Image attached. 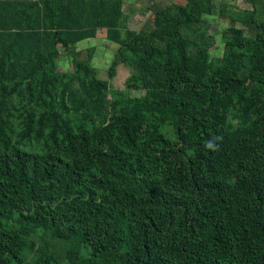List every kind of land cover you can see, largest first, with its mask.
<instances>
[{
  "label": "trees",
  "instance_id": "1",
  "mask_svg": "<svg viewBox=\"0 0 264 264\" xmlns=\"http://www.w3.org/2000/svg\"><path fill=\"white\" fill-rule=\"evenodd\" d=\"M230 1L218 13L232 33L212 60L203 34H185L201 22L190 12H208L211 0H187L180 17L151 0L138 30L123 0H0V76L14 81L0 87V264H264V0H241L248 6L237 11ZM236 21L255 43L245 61ZM99 28L118 45L146 47L129 61L148 91L140 107L95 125L108 100L90 49L85 60L70 54L84 95L55 62ZM13 94L24 100L17 122L5 99ZM247 94L259 111L234 126L229 100ZM165 116L185 128L187 152L158 130ZM33 140L39 150L25 148ZM89 189L97 201L83 197ZM33 234L36 252L23 260Z\"/></svg>",
  "mask_w": 264,
  "mask_h": 264
},
{
  "label": "rangeland",
  "instance_id": "2",
  "mask_svg": "<svg viewBox=\"0 0 264 264\" xmlns=\"http://www.w3.org/2000/svg\"><path fill=\"white\" fill-rule=\"evenodd\" d=\"M150 1L123 0L122 8L128 28L138 30L142 26L150 14V11L147 10ZM162 1L167 4L170 15L180 17V11L183 9L187 0ZM219 2L220 0H211L212 5L208 12L204 10H192L189 14L190 17H199L201 22L194 23L191 25V30L185 31L188 40H196L200 33L204 35V47L207 49L209 59L212 60L221 56L224 46L223 38L232 33L229 28V19L218 13ZM229 6L232 11H237L248 6V4L241 0H231ZM235 26L244 28L239 21H236ZM244 32L243 43L238 45L237 53L245 61L252 53L255 43L248 36L249 34L246 33L245 28ZM147 42L153 46H162V43L157 39L149 38ZM89 49L91 54L89 60L90 65L95 69L96 78L105 82V95L106 100H108L104 113L105 116L97 115L93 118L95 125L106 124L114 119L116 115L123 112H130L133 108L140 107L147 95L148 84L146 83H148V78L146 72L135 67L129 61V57L143 55L146 47L135 39L127 41L123 46L118 45L106 38L104 28H99L94 37L76 42L73 46L67 45L65 48H60V54L56 59L55 68L58 72L66 75L65 84L69 90L77 91L83 95L87 90L88 83L81 75L75 73L70 54L72 50L77 51L80 53V58L85 60L87 50ZM112 62L115 64L114 70H110L109 72V67ZM0 77V87H2V84H6V87H9V89L13 87V78L8 73H4ZM5 99H9L11 103L9 108L15 112L14 116L17 122L23 114V98L20 95L13 94L11 97H5ZM252 99L253 96L247 94L246 99L232 97L229 100L228 122L230 124L236 126L241 122L248 123L249 120L254 119L256 113L259 111V107L257 104H252ZM146 114L148 113L146 112ZM1 116L2 114H0ZM88 127H90V124ZM19 128L21 129L22 127L20 126ZM158 130L166 139L175 143L186 152L188 151L183 140L186 135V130L177 121L165 116L164 119L159 120ZM35 142L34 140L31 141L25 148L39 150L35 146ZM82 195L84 198L93 196L96 201L98 200V195L96 192H92L91 189L84 191ZM26 210L25 208L24 211ZM38 243L39 238L37 234L30 235L26 238L25 243L22 244L18 251L22 255L23 260H29L35 254ZM10 264H18V262L12 261Z\"/></svg>",
  "mask_w": 264,
  "mask_h": 264
},
{
  "label": "clouds",
  "instance_id": "3",
  "mask_svg": "<svg viewBox=\"0 0 264 264\" xmlns=\"http://www.w3.org/2000/svg\"><path fill=\"white\" fill-rule=\"evenodd\" d=\"M218 139H220V138L217 137V138H214V140H210V141H208V142L206 143V147H207L208 149L215 150L216 147H217V145H216V143H215V140H218Z\"/></svg>",
  "mask_w": 264,
  "mask_h": 264
}]
</instances>
